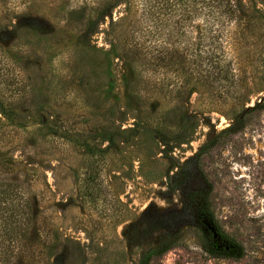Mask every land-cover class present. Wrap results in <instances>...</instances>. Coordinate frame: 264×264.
Returning a JSON list of instances; mask_svg holds the SVG:
<instances>
[{
	"label": "rangeland",
	"instance_id": "rangeland-1",
	"mask_svg": "<svg viewBox=\"0 0 264 264\" xmlns=\"http://www.w3.org/2000/svg\"><path fill=\"white\" fill-rule=\"evenodd\" d=\"M136 1L87 35L76 0H0V161L39 233L32 255L9 264H264V26L226 44L249 108L228 132L239 105L157 60L184 40L168 32L167 4L189 1L151 0L150 16ZM241 4L264 14V0ZM196 189L240 258L202 249L187 205Z\"/></svg>",
	"mask_w": 264,
	"mask_h": 264
},
{
	"label": "trees",
	"instance_id": "trees-1",
	"mask_svg": "<svg viewBox=\"0 0 264 264\" xmlns=\"http://www.w3.org/2000/svg\"><path fill=\"white\" fill-rule=\"evenodd\" d=\"M122 1L124 0H76L78 4L70 9L76 14V23L80 24L81 30L88 35L96 32L100 18ZM185 1L189 2H186L182 9L174 7L172 1L167 4L168 14L176 13L177 17L168 32L184 36V42L177 43L178 45L183 43L181 51L177 48L172 49L173 46L164 47L169 53L160 51L163 55H159L157 60L160 62H164L165 58L172 60L171 65L173 67L177 65L180 71H185L189 82L191 80L197 88H202L200 92L205 93L209 100L222 103L229 101L233 107L239 105L241 110L230 117L229 125L223 129L235 132L241 128L244 112L249 108L244 107V94L239 90L241 80L235 73L226 44L232 36L245 39L251 30L263 27L264 14L246 13L241 0ZM198 1L201 6L196 7L195 3ZM136 5L141 13L147 7L145 13L151 15V0L147 2L138 0ZM142 19L147 21V18ZM152 50L157 49L152 46ZM148 63L155 65L153 62ZM194 89L191 87L189 92L195 91ZM160 142L166 145L163 140ZM3 166L0 161V264H9L13 260L20 262L21 259L32 255L34 249L30 246L36 243L35 239L39 233L36 210L30 205L21 184L13 176H8L10 171ZM187 200L188 207H191L190 213H195L193 218L197 219L198 212L206 213L207 220L211 221L212 228L202 226V249L212 256L240 258L243 255L242 246L229 238L211 219L203 191L199 189L191 191ZM53 241H58V237L56 236ZM170 245L163 243L154 253L160 255ZM142 264H147V260L145 259Z\"/></svg>",
	"mask_w": 264,
	"mask_h": 264
},
{
	"label": "flooded vegetation",
	"instance_id": "flooded-vegetation-1",
	"mask_svg": "<svg viewBox=\"0 0 264 264\" xmlns=\"http://www.w3.org/2000/svg\"><path fill=\"white\" fill-rule=\"evenodd\" d=\"M197 214V220L198 222L201 224V226H208L206 224V221H207V215L206 213H196ZM209 227V226H208Z\"/></svg>",
	"mask_w": 264,
	"mask_h": 264
},
{
	"label": "water",
	"instance_id": "water-1",
	"mask_svg": "<svg viewBox=\"0 0 264 264\" xmlns=\"http://www.w3.org/2000/svg\"><path fill=\"white\" fill-rule=\"evenodd\" d=\"M206 224H207L210 228H212L211 225H210V224H211V221H210V220H207V221H206Z\"/></svg>",
	"mask_w": 264,
	"mask_h": 264
}]
</instances>
